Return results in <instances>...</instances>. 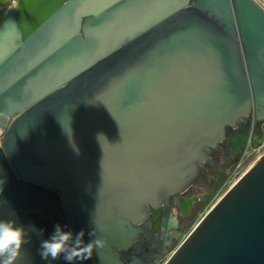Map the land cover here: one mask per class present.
<instances>
[{
    "label": "water",
    "instance_id": "obj_1",
    "mask_svg": "<svg viewBox=\"0 0 264 264\" xmlns=\"http://www.w3.org/2000/svg\"><path fill=\"white\" fill-rule=\"evenodd\" d=\"M261 121L255 0H0V264H155L160 210ZM165 264H264V153Z\"/></svg>",
    "mask_w": 264,
    "mask_h": 264
},
{
    "label": "rangeland",
    "instance_id": "obj_2",
    "mask_svg": "<svg viewBox=\"0 0 264 264\" xmlns=\"http://www.w3.org/2000/svg\"><path fill=\"white\" fill-rule=\"evenodd\" d=\"M255 1L258 3L257 0ZM262 8L264 9V7ZM224 141L222 148L214 152L213 157L216 159V163L208 167L205 165L206 168L198 181L193 183L190 192L186 191L183 194L184 196L198 195L200 197V200L192 206L190 215L183 216L178 213L176 207L172 206V211L179 221V231H177L174 244L168 250L166 257L155 264L166 263L206 209L264 148V121L247 129L234 128L225 136ZM240 164L241 166L238 167Z\"/></svg>",
    "mask_w": 264,
    "mask_h": 264
},
{
    "label": "flooded vegetation",
    "instance_id": "obj_3",
    "mask_svg": "<svg viewBox=\"0 0 264 264\" xmlns=\"http://www.w3.org/2000/svg\"><path fill=\"white\" fill-rule=\"evenodd\" d=\"M224 143H225V141L219 147H217L215 149H212L210 151V155L212 156V158L214 159V161L210 162L209 165H207V167L208 166H211V165H213V164L216 163V159L213 157L214 156V152L217 151V150H220L222 148V146L224 145ZM240 166H241V164L238 167H240ZM205 168H206V166H205ZM191 187H192V185L188 189H186L183 193H181L180 194L181 195V198H179V199H177L174 196H171L169 198V205H168V207L166 209L160 210V214H159V218H158V223L160 224V223H162L163 220H165V224H166V228H165V231H164V234H163V237L164 238L162 240H164L166 238L167 233H171L173 235V238L171 240L172 241L171 242V245L169 247H166V253L168 252V250L170 249V247H172V245L174 244V241L176 239V233H177V231H179V221H178L177 217L173 214L174 212L172 211V206L176 207V209L178 210V213L179 214H182L183 216H189L190 213H191V211H192V206L196 202H198L200 200V197L198 195H194V196H189V195L188 196H184L183 195L186 191H189L190 192V188ZM182 198H185L186 200H188L189 201L188 204L191 203L190 210L188 212H186V213H182V211L180 210V207H179V201ZM170 214L174 215L175 218H176V220H177V229H171V228L170 229H167L168 228L167 226L170 223V219H169V215ZM151 233L154 235L155 234V231H151ZM153 235H152V237L155 238L156 236H153ZM157 235L160 236V234H157ZM162 240H160V242H162ZM149 246L152 247V249H153V246L152 245H149Z\"/></svg>",
    "mask_w": 264,
    "mask_h": 264
},
{
    "label": "bare ground",
    "instance_id": "obj_4",
    "mask_svg": "<svg viewBox=\"0 0 264 264\" xmlns=\"http://www.w3.org/2000/svg\"><path fill=\"white\" fill-rule=\"evenodd\" d=\"M258 3L264 7V0H257ZM229 133V132H228ZM264 153V148L258 153V155L253 159L251 160L246 168L243 170V172H241V174L235 178L233 180V182L216 198V200L212 203V205L206 209V211L204 212V214L202 215V217L200 218V220L193 226V228L191 229V231L189 232V234L187 236L184 237V239L180 242L179 246L185 241V239L190 235V233L198 226V224L202 221V219L207 215V213L217 204V202L226 194V192L234 185V183L243 175V173ZM177 199L181 198V195H176L175 196ZM188 200H186L185 198H182L180 201H179V207H180V210L182 211V213H186L190 210V206H191V203L188 204ZM175 210V209H174ZM174 214V213H173ZM175 217V216H174ZM178 246V247H179Z\"/></svg>",
    "mask_w": 264,
    "mask_h": 264
},
{
    "label": "built area",
    "instance_id": "obj_5",
    "mask_svg": "<svg viewBox=\"0 0 264 264\" xmlns=\"http://www.w3.org/2000/svg\"><path fill=\"white\" fill-rule=\"evenodd\" d=\"M167 253H168V252H167ZM167 253H166V254H167ZM165 257H166V255H165Z\"/></svg>",
    "mask_w": 264,
    "mask_h": 264
}]
</instances>
